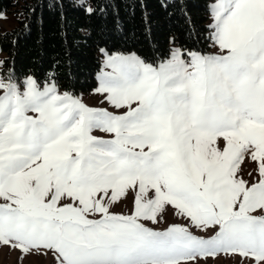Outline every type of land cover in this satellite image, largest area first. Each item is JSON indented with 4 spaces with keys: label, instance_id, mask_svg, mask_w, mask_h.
I'll list each match as a JSON object with an SVG mask.
<instances>
[{
    "label": "snow or ice",
    "instance_id": "snow-or-ice-1",
    "mask_svg": "<svg viewBox=\"0 0 264 264\" xmlns=\"http://www.w3.org/2000/svg\"><path fill=\"white\" fill-rule=\"evenodd\" d=\"M206 10L215 52L100 49L94 91L113 111L54 78L0 76V246L57 264H264V0ZM169 211L186 223L146 226Z\"/></svg>",
    "mask_w": 264,
    "mask_h": 264
},
{
    "label": "trees",
    "instance_id": "trees-1",
    "mask_svg": "<svg viewBox=\"0 0 264 264\" xmlns=\"http://www.w3.org/2000/svg\"><path fill=\"white\" fill-rule=\"evenodd\" d=\"M89 15L75 0H0V13L19 8L17 25L0 34L3 73L17 82L51 78L60 90L87 94L97 85L100 49L135 53L150 63L173 47L209 53L205 41L208 0H88Z\"/></svg>",
    "mask_w": 264,
    "mask_h": 264
},
{
    "label": "rangeland",
    "instance_id": "rangeland-1",
    "mask_svg": "<svg viewBox=\"0 0 264 264\" xmlns=\"http://www.w3.org/2000/svg\"><path fill=\"white\" fill-rule=\"evenodd\" d=\"M75 1L79 3V0H75ZM18 11H19V8L17 7V8H14L9 13H0V16L3 17V18H0V34L6 33L7 31H10L14 27H16L17 19H18ZM209 23H210V20L208 24ZM174 48H178V47H173L172 49ZM215 51L216 49L212 48V50L209 53H212ZM128 54H135V53H128ZM128 54H125V55H128ZM3 60H4V55L0 51V76H7L3 73ZM102 61H103V56L101 57V63ZM26 78L23 79V81L26 80ZM61 91L63 92V90ZM75 96L80 98L81 101L89 107L107 108L109 111H113L112 107L103 101V97L96 94L94 90L87 94L75 95ZM95 134L104 135L103 133H99V132H96ZM242 167H245V166L242 165ZM249 171H252L251 164L247 165L245 169L244 178L255 180L256 179L255 173H253L252 177H248L247 172ZM131 207H132L131 202H128L127 204H121L120 207L114 208L113 211L117 213L123 212L124 214H130ZM173 223L184 224L186 222L182 218L174 215L172 211H169L167 212L165 218L158 225H152L151 222H146V226L152 227L154 228V230L162 231ZM193 232L194 234L204 236L205 238H208L209 235L214 234V233H202L199 230H195V229L193 230ZM0 264H57V262L54 256L51 254H48V255L32 254L25 258H21V254L18 250L10 249L7 246H0ZM208 264H236V258L221 256L215 261L209 260Z\"/></svg>",
    "mask_w": 264,
    "mask_h": 264
}]
</instances>
